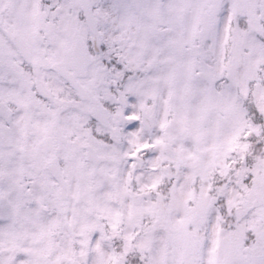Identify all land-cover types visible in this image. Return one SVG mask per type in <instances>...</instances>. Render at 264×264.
I'll list each match as a JSON object with an SVG mask.
<instances>
[{
    "label": "snow or ice",
    "instance_id": "snow-or-ice-1",
    "mask_svg": "<svg viewBox=\"0 0 264 264\" xmlns=\"http://www.w3.org/2000/svg\"><path fill=\"white\" fill-rule=\"evenodd\" d=\"M0 264H264V0H0Z\"/></svg>",
    "mask_w": 264,
    "mask_h": 264
}]
</instances>
